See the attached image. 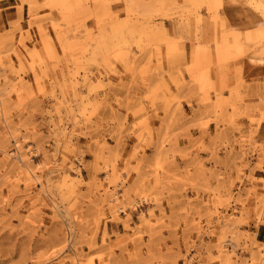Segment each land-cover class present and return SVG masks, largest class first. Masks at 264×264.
<instances>
[{
    "label": "rangeland",
    "instance_id": "374dc122",
    "mask_svg": "<svg viewBox=\"0 0 264 264\" xmlns=\"http://www.w3.org/2000/svg\"><path fill=\"white\" fill-rule=\"evenodd\" d=\"M261 121L264 0H0V264H264Z\"/></svg>",
    "mask_w": 264,
    "mask_h": 264
},
{
    "label": "crops",
    "instance_id": "0c3cea01",
    "mask_svg": "<svg viewBox=\"0 0 264 264\" xmlns=\"http://www.w3.org/2000/svg\"><path fill=\"white\" fill-rule=\"evenodd\" d=\"M243 123L246 125L245 120H243ZM257 136L264 139V121H261L257 127Z\"/></svg>",
    "mask_w": 264,
    "mask_h": 264
}]
</instances>
